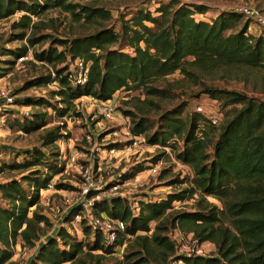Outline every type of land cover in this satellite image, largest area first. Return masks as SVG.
Returning a JSON list of instances; mask_svg holds the SVG:
<instances>
[{
    "label": "trees",
    "instance_id": "trees-1",
    "mask_svg": "<svg viewBox=\"0 0 264 264\" xmlns=\"http://www.w3.org/2000/svg\"><path fill=\"white\" fill-rule=\"evenodd\" d=\"M49 7L86 22L110 18V12L103 7L77 5L67 0H40V3L39 0H0V20L21 12L13 26L20 30L18 36L23 39L28 31L37 29L38 22L33 17ZM207 8L171 0L157 7L156 15L140 8L129 18L121 14L120 31L103 26L95 34L65 40L53 38L47 49L32 54L35 61L53 66V75H37L29 83L34 86L58 83L57 91H52L58 100L49 103L38 99L46 105L45 112H32L31 117L23 118L27 120L18 123L20 130L28 133L45 127L48 107L60 117L67 116L72 109L75 111L74 101L84 96L107 101L118 90L131 87L155 95L157 89L148 85L149 82L177 70L195 76V71L210 73L223 67L264 69L263 33H250V21L234 11H221L209 21L193 17L196 12L206 14ZM242 18L245 22L239 26ZM43 38H29L28 45L11 52L15 59L9 62H15L19 55L25 56L29 47ZM120 40L129 51L116 47ZM55 43L61 44L62 49L54 47ZM76 58L90 62L88 79L79 86L72 85L67 76L68 60ZM25 63L34 64L32 60ZM4 74L0 73V77ZM202 92L210 99L222 101L223 108L240 104L222 126L210 160L206 154L207 127H216L204 115L194 111L184 120L169 114L163 117V125L148 136L147 120L138 116L140 119L136 121L134 114L125 111L127 116H132V136H144L149 144L161 146H166L174 136L183 139L180 148L170 147L175 158L191 168L193 176L190 181L177 175L170 183L183 184L189 180V186L169 192L160 200H138V210L120 196L96 204L95 214L102 212L125 225L113 243L107 242L100 232H92L86 224H82L90 238L86 243L73 238L71 228L64 226L56 228L54 236L47 237L45 231L51 220L43 212L40 190L64 171L56 153L45 174L35 170L30 173L34 177H22L29 183V192L14 178L0 183V197L7 203L6 207L0 206V264H14L12 247L17 238L22 247L34 248L44 237L29 264H103L106 254L117 252L118 246H124L126 251L125 264H168L175 255V244L169 234L172 228L191 232L199 244L209 241L216 247L212 256H179L184 264H264V99L225 89L205 88ZM138 111L143 112L140 107ZM202 124L203 138H198L196 132ZM61 136L59 127L50 129L42 137L43 144H53ZM34 152V161L6 166L24 170L37 166L44 156L39 150ZM143 170L141 166L133 167L122 180L133 179ZM55 187L74 188L66 183H56ZM195 193L199 198L194 210H173L174 201H183ZM208 196L221 201L223 209L210 203ZM78 212L79 207H73L66 222Z\"/></svg>",
    "mask_w": 264,
    "mask_h": 264
},
{
    "label": "rangeland",
    "instance_id": "rangeland-1",
    "mask_svg": "<svg viewBox=\"0 0 264 264\" xmlns=\"http://www.w3.org/2000/svg\"><path fill=\"white\" fill-rule=\"evenodd\" d=\"M44 1V0H41ZM77 5L99 6L110 12L108 20L95 19L92 22H86L84 19L76 20L70 13L61 11L59 8L49 7L45 9L39 16L33 17L38 22L37 29L28 31L26 36L19 38L20 30L13 26L21 12L0 20V73H5L0 77V87L10 90L15 96V104L5 106L0 113V183L7 182L11 179H17L23 187L29 192L30 187L27 181H23L22 177H34L32 171L39 170L40 174L46 173V167L55 160L56 153H68L71 151H79L83 155L81 159L86 161L90 157V147L83 140V133L90 126L101 120L105 131L98 133L97 143L106 150L114 148L115 150H125L121 152V158H112L103 160L99 158L96 165L100 166L101 172L96 176L104 183H121L119 192H122L130 204H134L143 197H165L166 194L173 191H179L189 186V180L192 178V170L188 166L180 163L174 155V150L170 147L164 150L157 145H151L144 136H132L130 128H127L126 122H130L132 116H127L125 111H129L135 115V120L144 117L148 125L147 135L150 136L163 125V117L169 114H176L182 119L187 120L191 117L197 105L210 108L220 117L219 126L216 128L207 127V147L206 154L210 160L213 155V149L219 138V133L226 119L229 120L240 108V104H228L221 107L222 101H213L208 94L203 93V89H225L245 94L248 97L264 99V69H245V68H217L210 73L195 71V76H186L179 70L174 73L152 79L148 85L157 89V94L148 95L146 90L134 88H122L118 90L111 99L110 103L115 108L113 118H105L99 114V104L91 98H79L74 101L75 111L65 117L52 114V108L46 110L45 127L32 132H24L20 130L18 123H23L27 119L22 118L24 111L40 113L45 112L46 105L40 104L38 99H44L49 103H56L58 98L52 95V91H57L58 83H50L45 86H34L29 83L34 77L41 74L53 72V66L43 65L34 59V64H26L14 61V55L11 52L16 51L23 45H28L31 37H44L41 42L29 47L30 55L40 53L47 49L53 38L56 39H72L77 36L95 34L103 26L114 27L115 31H120L121 23L118 21L121 14L126 18L131 17L136 9H144L146 11L156 12L155 10L162 3L171 0H67ZM179 4L190 5H206L208 10L205 13H194L193 17L197 20H213L221 11H233L240 5L253 4L264 13V0H175ZM40 3V0H39ZM202 14V15H200ZM156 15V13H155ZM245 22L242 18L239 26ZM254 25V24H253ZM258 28V27H257ZM260 33L263 31L259 28ZM123 41H119L116 47H123ZM54 47L58 50L62 49V45L55 43ZM123 51H129L123 47ZM18 57H21L20 55ZM33 58V56H32ZM29 99V100H27ZM23 100V101H22ZM21 101V102H20ZM224 102V101H223ZM31 105L30 108L27 105ZM138 107L143 112L138 111ZM79 113V116H76ZM70 115V116H69ZM139 116V117H138ZM59 127L61 137L53 144H43L42 137L50 129ZM97 133V132H96ZM183 139L180 140L181 147ZM177 148V147H176ZM39 150L43 153V158L38 160V165L24 170L22 168H9L6 165L23 164L27 161H34L36 153ZM157 158V159H156ZM154 159L156 161L154 162ZM141 166L144 168L133 179L122 180V176L129 175L133 167ZM156 169L154 172L152 169ZM188 178L189 180L183 184L170 183V181L178 178ZM79 181V177L68 170L67 172L57 175L54 179L56 183H66L74 188ZM65 190V189H62ZM68 191V190H67ZM63 193V192H62ZM163 193V194H162ZM54 202H60L61 195L51 191ZM199 198V194L183 201H174V211H192L196 208L195 202ZM223 209V204L217 198L208 196L206 198ZM0 206L6 207L7 203L0 197ZM43 206V204H42ZM44 207V206H43ZM44 213L50 218L51 226L46 228L45 236H54L55 229L60 227V218L54 215L49 209L43 208ZM227 223V222H226ZM154 224H152L153 226ZM71 228L72 237L80 241H88L90 238L84 232L82 226H73L67 224ZM172 239L193 238L191 232H182L178 228H172L169 232ZM45 238V237H44ZM44 241V239L42 240ZM90 241V240H89ZM197 241H191V246ZM40 243V242H37ZM188 245V244H186ZM197 246L201 249L204 256H212L216 253V247L212 242L205 241L201 244L197 242ZM11 261L14 264H29L31 259L32 248L22 247L19 238L12 247ZM98 253V252H95ZM126 251L117 250L115 253L106 254L103 264H125Z\"/></svg>",
    "mask_w": 264,
    "mask_h": 264
},
{
    "label": "built area",
    "instance_id": "built-area-1",
    "mask_svg": "<svg viewBox=\"0 0 264 264\" xmlns=\"http://www.w3.org/2000/svg\"><path fill=\"white\" fill-rule=\"evenodd\" d=\"M233 11L242 14L245 19H248L250 21V24H254L259 27L263 31L264 35V13L257 6L253 4H243L235 8ZM30 54L31 53L29 51L25 56L17 57L16 61L21 63L28 59L33 60ZM89 64L90 62H86L81 58L68 60L69 69L67 76L72 85L79 86L85 84L88 79ZM93 100L99 104V114H101L103 119L113 118L116 110L111 105V100ZM15 101V96L10 90L6 89L5 87H0V113L5 106L14 105ZM27 107L30 108L31 105L29 104L27 105ZM194 111L204 115L210 125L214 127L219 126L220 117L218 114L214 113L213 110H211V107L206 109L201 105H197ZM52 114L54 115L55 111L52 110ZM31 115L32 112L26 110L23 112L22 118L31 117ZM125 126L127 128H130L131 123L126 122ZM103 127L104 125L101 123V120H98L93 124L94 129H92L90 126H87V129L83 133V140L90 147V157L86 161L81 159V156L83 154L79 151L59 153L60 163L64 166V172L70 170L79 177L76 188L68 191L56 189L54 182L51 181L50 183H48L45 189L40 190V201L45 208L49 209L54 215L59 216L60 226H64L68 229L67 224L73 226H82V224H86L91 228L92 232H100L107 242L113 243L116 240L117 233L124 231V223L122 221L112 219L102 212H100L99 214H95L93 212V207L99 202L107 200L111 197L120 196L126 199L128 198L122 192L118 191L121 185V183H119L118 181L114 183H104L100 179V176L99 178H97L98 176L96 175L97 173L101 172V169L98 164L96 165L95 160L99 158H102L103 160L118 158L121 156V152L123 153L125 150H115L114 148L106 150L97 143V137L99 135L98 133H102L103 131H105ZM203 129V124L199 125L196 132L198 138H203ZM180 140L181 139L178 136H174L170 139L169 143L166 146H157L168 151L170 145H180ZM183 165L187 166L185 164ZM152 170L154 172L156 171V169L154 168ZM180 176L182 178L183 174H181ZM51 191L61 195L60 202L55 203L52 196H48V193H50ZM161 198L163 197H143V199L139 198V200L156 201L160 200ZM137 206V202L132 205L135 210H138ZM73 207H79V212L74 214L73 217L66 222L65 218ZM42 240H40L39 242L43 243L45 241V238L44 241ZM173 241L175 244V255L169 260L168 264H184L183 260L179 258V256L202 255L201 249H199V246H197V242H195L193 246H191V241H197L192 237L190 239L187 236L186 240L185 238L180 237V240L173 239ZM38 245L39 243H37V245L33 248L35 251L37 250ZM123 247L124 246H118L117 249L122 251Z\"/></svg>",
    "mask_w": 264,
    "mask_h": 264
},
{
    "label": "crops",
    "instance_id": "crops-1",
    "mask_svg": "<svg viewBox=\"0 0 264 264\" xmlns=\"http://www.w3.org/2000/svg\"><path fill=\"white\" fill-rule=\"evenodd\" d=\"M249 32L254 34V35H259L261 34L260 33V30H259V27L257 28L256 25H253V24H250L249 25ZM83 98V97H81ZM84 98H90V97H87V96H84ZM111 100V99H110ZM163 194V193H162ZM164 194H167V193H164ZM163 197V196H162ZM37 251V250H36ZM36 251L32 248V253H31V258L35 255Z\"/></svg>",
    "mask_w": 264,
    "mask_h": 264
}]
</instances>
